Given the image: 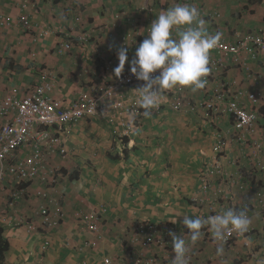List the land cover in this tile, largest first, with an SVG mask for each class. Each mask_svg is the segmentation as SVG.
Segmentation results:
<instances>
[{"label":"crops","instance_id":"obj_1","mask_svg":"<svg viewBox=\"0 0 264 264\" xmlns=\"http://www.w3.org/2000/svg\"><path fill=\"white\" fill-rule=\"evenodd\" d=\"M24 3L27 6L22 8ZM176 4L196 7L208 32L218 30L226 42L233 43L248 31L264 36V0H0V12L10 23L0 24V92L21 96L45 79L53 83L50 96L68 106L85 85L98 83L105 75L101 59L94 57L97 46L103 58L116 60L117 48L127 47L131 61L139 46L134 37ZM21 13L34 26L30 33L24 34ZM38 29L48 34L33 41ZM82 32L93 37L86 48L74 43L70 51L59 53L64 39H75ZM254 69L261 76L253 89L263 95L264 63ZM229 70L240 86L247 85L241 72ZM186 91L193 99L202 96L199 91ZM169 103L165 99L161 113L144 117L126 139L113 134L119 128L110 122L113 112L82 119L72 127V134L64 136L66 156H53L49 161L61 169L56 190H52L64 212L58 228L29 230L32 221L38 223L36 187L28 186L26 196L13 208L8 190L0 189V227L7 242L2 264H102L107 257L116 264H133L137 258L172 264V241L162 248H142L135 241L134 228L139 223L168 225L182 232L186 257L192 256V264H264V248L257 250L259 238L251 249L239 241L229 247L205 242L202 237L195 244L190 241L182 216L215 215L208 213L206 205L192 202L198 196L212 199L209 194L200 195L199 189L200 174L211 154V137L201 127L199 113L187 107L172 111ZM231 145L227 157L239 153V145ZM100 208L105 215L98 234L84 227L76 214ZM252 222L260 233L264 231L259 211L252 213ZM45 241L48 246L41 251ZM221 246L223 261L216 251Z\"/></svg>","mask_w":264,"mask_h":264},{"label":"built area","instance_id":"obj_2","mask_svg":"<svg viewBox=\"0 0 264 264\" xmlns=\"http://www.w3.org/2000/svg\"><path fill=\"white\" fill-rule=\"evenodd\" d=\"M25 7L23 4L22 8ZM21 21L29 29V22ZM148 31L149 29L146 30L144 39L147 38ZM216 33L218 30L214 31ZM88 41V35L84 34L81 42ZM102 53L97 50L94 55L96 58H103ZM210 55L211 71L206 77L205 88L200 90L204 91L205 98L189 110L199 112L201 127L210 131L211 154L200 174L199 189L200 195L209 194L212 199L209 201L198 196L193 197L192 202L198 206L206 205L208 213L218 214L229 208L245 211L251 223L243 236L231 232L225 234L223 241H216L211 231L205 229L202 230L201 237L205 242L224 247L239 241L244 247L251 249L256 240L252 236L257 231L252 223V213L259 211L264 218V94L260 95L253 89L261 74L256 73L249 63H255L259 59L264 61V37L248 32L234 43L221 39ZM118 63L114 58H103V79L89 84L87 90L77 95L68 108H62V103L50 96L52 84L45 79L20 100L0 93V189L8 190L9 204L13 208L26 196L28 186L36 187V197L42 202L38 209L40 224L32 222L29 230L56 228L63 218L51 195V190L60 177L59 168H51L49 161L53 156L62 159L66 156L64 136L72 134L74 125L82 119L106 117L109 112H113L114 117L110 122L119 126L113 134L119 139H126L131 136L132 128L144 118V110L138 103L139 94L135 91L143 82L131 74L129 65L125 66L120 77H116L113 70ZM227 64L242 68L239 70H242L241 73L247 80L246 86H240L235 76L228 78L225 74H229ZM152 75H158V72ZM249 84H252L251 88ZM185 89L176 87L162 90L159 106L151 114L161 113L165 99H170L169 108L172 111H183L186 108L184 105H189L184 95ZM168 94H171V98ZM131 117L135 118L134 124H130ZM233 143L239 145V153L227 157L226 150L233 147ZM6 182L11 185L10 189H7ZM50 208L53 209L52 212ZM104 213L105 209L100 208L93 213L79 212L76 216L84 227L98 233ZM134 232L137 238L135 241L142 248L164 247L171 240L169 232L186 239L174 227L154 223H139ZM47 246L45 241L41 245V251H45ZM261 246L264 248V242ZM191 257L187 255L186 264L193 263ZM217 257L224 260L222 254ZM102 264L116 263L107 257ZM133 264H154V261L137 258Z\"/></svg>","mask_w":264,"mask_h":264},{"label":"clouds","instance_id":"obj_3","mask_svg":"<svg viewBox=\"0 0 264 264\" xmlns=\"http://www.w3.org/2000/svg\"><path fill=\"white\" fill-rule=\"evenodd\" d=\"M0 16V24L9 26V20H5L1 12ZM22 17H25V19H22ZM78 19L80 18L78 17ZM21 20H27L29 22V29H26L23 26V22ZM19 22L22 25L24 34L30 33L34 27L29 21L28 16L24 15L23 13H21L19 16ZM79 22H81V19ZM206 23L207 22L201 18L200 12L196 7L189 4H176L168 10L162 11L156 17V19L153 20L150 26L143 28L142 32L139 33L140 36L136 35L134 37L137 39L136 43L139 44V46L136 48L135 56L131 61L128 59L127 47L121 46L117 48V61L119 63L113 70L114 75L116 77H120L125 66H127L125 65L127 63L129 65L131 74L138 81L143 82L142 85L135 91L139 94L138 103L140 108L144 110V117H149L152 113V110L158 108L161 99L160 93L162 90H171L176 87H181L186 89L188 88L193 92L199 91L202 94L201 98L193 99L187 95V91L185 89L184 95L187 98L189 105L184 106H186L188 110L205 98L204 91L200 90L205 88L207 84L206 77L211 71L209 67L211 57L210 52L218 46L220 40L222 39L220 33H209L208 29L206 28ZM147 29H149L148 35L147 38L144 39ZM173 32L176 33L175 36H173ZM248 32L256 33L264 37L256 31ZM47 34L48 31L38 29L33 41L42 37H46ZM84 34H87L89 37V41L87 43L81 42V38ZM242 34H240L236 40ZM70 38L71 37L66 38L68 41H65V39L63 40L62 44L60 45V49L58 50L59 53L70 51L71 46L74 45V43H78L80 47L86 48L88 43L93 39V37L86 32H82L80 35L75 37V39ZM127 40L132 42L129 38H127ZM236 40L234 42H236ZM66 46H68V48ZM97 50L103 52L102 48L97 46L93 50V53L95 54ZM96 59H101V62L103 61V58L101 57ZM262 63H264V61L259 59L255 63L249 64L254 67L255 65L260 66ZM230 68L239 72L242 71L239 70L242 69L239 66L227 64L226 69ZM156 72H158V75H152ZM225 74L228 75V78H234L227 73ZM46 82L51 83L53 89V83L49 80ZM88 87L89 84L85 85V88H82L77 95H79L82 91L87 90ZM33 88L34 86L30 89L27 88L24 91V94L21 96H14L7 93L3 94L2 92L0 93L4 96L20 100L26 95L28 91L32 90ZM77 95L75 97H77ZM55 101L62 103V108H68L72 102L71 101L68 106H64L61 100L55 99ZM189 112L199 113L192 112L190 110ZM134 122L135 118L131 117L130 124H134ZM49 166L51 168L56 167V165L51 166V164H49ZM57 167L59 168V175L61 176V169L58 165ZM56 187L57 184L53 189L56 190ZM54 199L56 200V204L63 214L62 220L59 221V227L64 220V212L56 197ZM41 204L42 202L40 201L38 203L37 211L34 213L38 220L37 224H40L38 209L40 208L39 206ZM50 211L52 212L53 209L50 208ZM182 217V224L187 229V235L190 237V241L193 244H195L201 238V230L205 226H207L211 231L214 240L223 241L226 233L235 232L243 236L249 230L251 223L245 211H237L231 208L215 215H209L207 218H202L200 216L191 217L188 215H183ZM169 235L171 236V244L174 253L171 258L172 264H186L187 243L185 239L174 232H169ZM252 246L253 244L251 245V248H253ZM216 251L218 255L221 254L223 252V247H218Z\"/></svg>","mask_w":264,"mask_h":264},{"label":"trees","instance_id":"obj_4","mask_svg":"<svg viewBox=\"0 0 264 264\" xmlns=\"http://www.w3.org/2000/svg\"><path fill=\"white\" fill-rule=\"evenodd\" d=\"M264 211V210H263ZM253 223V222H252ZM256 230H257V228H256ZM2 231H3V229H2V227H0V264H2L3 263V260H4V258H3V254H4V252H5V249H6V247H7V242L6 241H4V239L2 238ZM262 235H264V231L263 232H261L260 233V231L259 230H257L256 232H255V235L254 236H252V237H254V239H257V238H260V236H262ZM234 242V241H233ZM264 242V237H261L260 238V242H259V248L257 249V250H261V249H263V247L261 246V244Z\"/></svg>","mask_w":264,"mask_h":264}]
</instances>
